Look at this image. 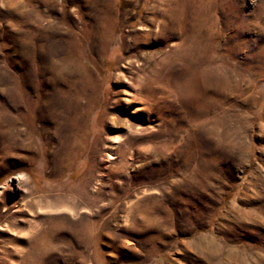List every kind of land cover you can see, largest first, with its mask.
Listing matches in <instances>:
<instances>
[{"label": "rangeland", "instance_id": "374dc122", "mask_svg": "<svg viewBox=\"0 0 264 264\" xmlns=\"http://www.w3.org/2000/svg\"><path fill=\"white\" fill-rule=\"evenodd\" d=\"M263 58L264 0H0V264H264Z\"/></svg>", "mask_w": 264, "mask_h": 264}, {"label": "bare ground", "instance_id": "6f19581e", "mask_svg": "<svg viewBox=\"0 0 264 264\" xmlns=\"http://www.w3.org/2000/svg\"><path fill=\"white\" fill-rule=\"evenodd\" d=\"M179 34V33H178ZM178 37V36H177ZM181 37V36H180ZM244 49V48H243ZM249 49V48H248ZM247 49V50H248ZM244 50H246V49H244ZM232 51V50H231ZM234 51H236V50H234ZM239 51V50H238ZM262 51V50H261ZM172 52V51H171ZM248 54H250V53H248ZM252 54V53H251ZM247 56V55H246ZM259 56V55H258ZM244 57V56H243ZM249 57H250V55H249ZM255 57V56H254ZM235 58V57H234ZM244 59H247V57H245ZM257 59H258V57H257ZM264 59V58H263ZM252 60H253V58H252ZM250 61V60H249ZM254 61V60H253ZM256 61V60H255ZM258 61V60H257ZM259 62H260V60H259ZM262 63V62H261ZM257 65V64H256ZM259 65H260V63H259ZM258 65V66H259ZM250 66V65H249ZM253 66V65H252ZM255 67V66H254ZM257 67V66H256ZM255 67V68H256ZM260 67V66H259ZM250 68V67H249ZM254 68V69H255ZM261 74V73H260ZM262 75V74H261ZM159 92V91H158ZM154 93H156V91L154 92ZM160 94H161V91L159 92ZM159 93H157V94H159ZM153 94V93H152ZM163 94V93H162ZM147 95V94H146ZM147 97H148V95H147ZM159 97H160V95H159ZM149 99V98H148ZM154 99V98H153ZM158 99H160V101H161V103L163 104V106H164V103H165V99H166V96H163V99H161V98H158ZM147 100V99H146ZM152 100V99H151ZM156 100H157V97H156ZM134 101V100H133ZM163 106H162V108H163ZM152 110V109H151ZM149 111V110H148Z\"/></svg>", "mask_w": 264, "mask_h": 264}]
</instances>
